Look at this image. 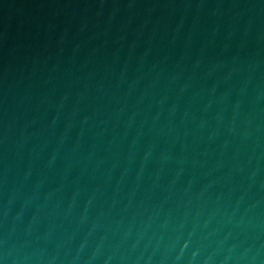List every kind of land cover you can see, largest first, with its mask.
Segmentation results:
<instances>
[{"label": "water", "instance_id": "95a60500", "mask_svg": "<svg viewBox=\"0 0 264 264\" xmlns=\"http://www.w3.org/2000/svg\"><path fill=\"white\" fill-rule=\"evenodd\" d=\"M0 264H264V0H0Z\"/></svg>", "mask_w": 264, "mask_h": 264}]
</instances>
